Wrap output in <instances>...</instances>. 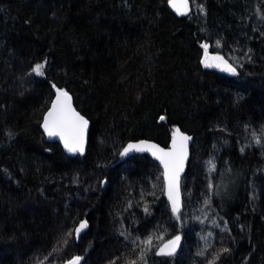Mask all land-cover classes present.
Masks as SVG:
<instances>
[{
    "label": "trees",
    "instance_id": "trees-1",
    "mask_svg": "<svg viewBox=\"0 0 264 264\" xmlns=\"http://www.w3.org/2000/svg\"><path fill=\"white\" fill-rule=\"evenodd\" d=\"M190 1L177 18L167 0H0V264H264V0ZM250 37L235 75L203 67L202 44L224 54ZM53 87L89 121L81 155L40 130ZM176 127L194 142L174 216L160 166L117 159ZM199 210L218 226L192 221ZM189 227L212 233L202 256L181 247ZM162 228L177 252L139 260Z\"/></svg>",
    "mask_w": 264,
    "mask_h": 264
},
{
    "label": "snow or ice",
    "instance_id": "snow-or-ice-1",
    "mask_svg": "<svg viewBox=\"0 0 264 264\" xmlns=\"http://www.w3.org/2000/svg\"><path fill=\"white\" fill-rule=\"evenodd\" d=\"M196 0H192V3H195ZM169 5L177 12L178 15H186L189 10V0H169ZM200 11L203 12V8H200ZM205 49V59L201 61L205 67H218L222 71L230 72L235 75L236 71L233 66H231L226 60L221 56L209 57L207 53L208 45H202ZM218 61V63H210L209 61ZM45 65L43 63L37 64L33 68V72L36 75H42ZM163 119V117L161 118ZM44 129L47 135L51 137L59 136L63 141L66 150L70 153L80 152L83 153L84 145V135L85 130L88 126V121L85 120L78 113L74 112L71 109L70 97L66 92L58 90L57 100L53 104V108L49 111L44 122ZM190 139L188 136H184L180 133L179 129L173 131V146L172 149L168 152L163 151L162 149L157 148L155 145L151 144H130L121 155H126L129 151H151L152 155L160 161L164 166V179L165 185L167 188L168 199L171 203L173 215H177L180 210V190H179V176L183 171L184 160L187 157V142ZM255 142L257 144L261 143L259 138H256ZM243 151V149H241ZM210 167L209 171H214L215 166L209 161ZM211 188V183L209 184ZM207 203V201L205 202ZM147 211V209H145ZM87 227L86 222H82L79 227L74 229V232L77 237H79L80 232ZM207 239V238H205ZM180 237L176 236L173 240H169L163 246L159 247L156 255L171 256L176 252V248L179 245ZM143 247L140 251L139 260L143 261L146 251L151 249L152 237H148L142 242ZM223 251H228L224 249ZM198 255H204V252L201 251ZM219 255V254H218ZM214 257L213 260L209 261V264H215V260L218 258ZM81 257H74L69 260L67 264H80ZM115 264V261L112 262ZM131 264H137V261H131Z\"/></svg>",
    "mask_w": 264,
    "mask_h": 264
},
{
    "label": "rangeland",
    "instance_id": "rangeland-1",
    "mask_svg": "<svg viewBox=\"0 0 264 264\" xmlns=\"http://www.w3.org/2000/svg\"><path fill=\"white\" fill-rule=\"evenodd\" d=\"M252 37H250L247 41H245V43H241L239 40H236L234 42V45H232L230 47L229 50H227L224 54H219V53H211L210 49H211V45L210 44H206L208 45L207 48V53L209 57H214V56H221L224 58V60H226L231 66H233L235 68V71L237 72V66L239 65V63L242 61L243 59V55L245 53H247V46H248V41L251 40ZM205 45V44H202ZM201 45V46H202ZM203 49V54H202V59L201 61H203L205 59V49L202 47ZM210 63H218V61H209ZM202 63V62H201ZM203 67H205V65L202 63ZM207 69H213L228 75H233L230 72L227 71H222L221 68L218 67H205ZM209 161L212 162V164H214L215 166V170L214 171H209ZM205 171L209 180V184L211 183V185L213 184V180H214V175L216 172V163H215V156L211 157L210 159L207 160L206 164H205ZM164 186V184H163ZM221 192V191H220ZM192 221H194L197 225L203 226V225H209V226H214L217 227L218 223L215 217H208V213L199 210L196 213L193 214L192 217ZM168 233V229L166 228H162L159 230H155L152 229L151 233L149 234H145L142 235L140 238V242H142L143 240H146L148 237H152V247L151 249L146 251V255L149 254V252L154 249L157 248L158 246H160L164 241H166V236ZM207 238V239H205ZM212 239V233L207 231V232H202L200 230H197L193 227H189L185 233H184V240L181 243V247H184V249L189 252L190 255H198V253H200L201 251L204 252V250L210 245ZM142 245V243H141ZM143 247V245H142ZM182 259V255L180 256Z\"/></svg>",
    "mask_w": 264,
    "mask_h": 264
},
{
    "label": "water",
    "instance_id": "water-1",
    "mask_svg": "<svg viewBox=\"0 0 264 264\" xmlns=\"http://www.w3.org/2000/svg\"><path fill=\"white\" fill-rule=\"evenodd\" d=\"M177 3H179V0H177ZM167 8H168V10L175 16V17H177V18H185V17H187V16H189L190 14H191V12H192V5H191V1L189 0V10H188V13L186 14V15H178L177 14V12L169 5V0H167ZM41 63H43L44 65H46V62H41ZM41 63H38V64H41ZM37 65V64H36ZM35 65V66H36ZM34 66V67H35ZM33 67V68H34ZM45 68V67H44ZM44 70V69H43ZM33 74L35 75V77H40L41 75H36L34 72H33ZM58 90H61V91H63V92H66L67 94H68V97H70V104H71V109L74 111V112H76V113H78L80 116H82L85 120H87L76 108H75V106H74V103H73V98H72V95L69 93V92H67V91H65L64 89H61V88H58V87H53L52 88V93H53V96H52V99H51V101H50V103H49V106H48V108H47V110L44 112V114H43V117H42V120H41V123H40V130H41V132H42V134H43V136H44V139L47 141V142H55V143H57L59 146H60V148H61V150H62V152H63V154H65L66 156H69V157H73V156H77V155H81V153L80 152H76V153H70V152H68L67 150H66V148H65V146H64V143H63V141L59 138V136H55V137H49L48 135H47V133L45 132V129H44V122H45V118L47 117V115H48V113H49V111H51L52 110V108H53V104L56 102V100H57V92H58ZM88 121V120H87ZM175 129H179L178 127H176ZM174 129V130H175ZM179 131H180V133L182 134V135H184V136H188V137H190V139L188 140V142H187V157H186V159L184 160V164H183V171L180 173V176H179V190H180V201H181V197H182V191H181V183H182V178H183V176H184V174H185V172H186V169H187V165H188V162H189V159H190V155H191V147H192V145H193V142H194V139H193V136L192 135H190V134H188V133H186V132H183L182 130H180L179 129ZM88 133H89V121H88V126H87V129L85 130V135H84V145H83V153L86 151V149H87V143H88ZM130 144H133V145H136V144H151V145H155L157 148H159V149H162L163 151H165V152H168V151H170L171 149H172V146H173V132H172V134H171V139H170V142H169V144L166 146V147H164V146H161V145H159L158 143H156V142H154V141H152V140H148V139H140V140H134V141H129V142H127L124 146H123V148L120 150V152H119V155H118V159H117V163H120V162H124L126 159H128V158H130V157H134V156H137V155H146V156H148L150 159H152L153 161H155L159 166H160V168H161V172H162V180H163V184H164V192H165V194L167 195V188H166V185H165V179H164V166L160 163V161L158 160V159H156L153 155H152V153H151V151H135V150H132V151H129L126 155H121V153L124 151V149L125 148H127L128 147V145H130ZM82 153V154H83ZM167 197H168V195H167ZM82 232H83V230L80 232V234H79V237H80V235L82 234ZM79 237H77L76 236V238L78 239ZM175 238V237H174ZM174 238H171V239H168V240H166L165 242H163L159 247H161V246H163L165 243H167L169 240H173ZM179 246H180V241H179V245L177 246V248H176V252H177V250L179 249ZM159 247H158V249H159ZM175 252V253H176ZM74 257H77V256H74ZM74 257H72L71 259H73ZM78 257H81V256H78ZM71 259H69V260H71ZM69 260H67V261H65L64 263H62V264H67V262L69 261ZM82 261H83V258L81 257V260H80V264H82Z\"/></svg>",
    "mask_w": 264,
    "mask_h": 264
},
{
    "label": "bare ground",
    "instance_id": "bare-ground-1",
    "mask_svg": "<svg viewBox=\"0 0 264 264\" xmlns=\"http://www.w3.org/2000/svg\"><path fill=\"white\" fill-rule=\"evenodd\" d=\"M78 240V239H77ZM180 247V246H179ZM82 257V256H81ZM83 258V257H82Z\"/></svg>",
    "mask_w": 264,
    "mask_h": 264
}]
</instances>
